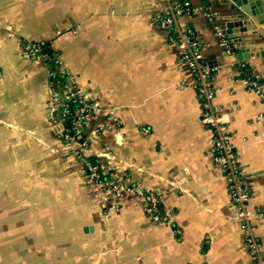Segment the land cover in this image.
Listing matches in <instances>:
<instances>
[{
  "label": "crops",
  "instance_id": "crops-1",
  "mask_svg": "<svg viewBox=\"0 0 264 264\" xmlns=\"http://www.w3.org/2000/svg\"><path fill=\"white\" fill-rule=\"evenodd\" d=\"M191 1L195 10L181 22L194 27L214 67L215 102L260 213L264 250V86L248 87L239 52L217 31L236 3ZM166 5L0 0V264H257L214 161L193 75L157 23ZM240 20L245 62L264 79V22ZM24 40L49 42L73 87L98 102L89 125L99 132L85 156L160 193L174 226L155 220L138 190L112 197L87 177L48 108V65L24 53Z\"/></svg>",
  "mask_w": 264,
  "mask_h": 264
},
{
  "label": "built area",
  "instance_id": "built-area-1",
  "mask_svg": "<svg viewBox=\"0 0 264 264\" xmlns=\"http://www.w3.org/2000/svg\"><path fill=\"white\" fill-rule=\"evenodd\" d=\"M195 6L191 0H167L162 13L157 16L160 28L169 33L173 43L178 44L181 50L180 63L193 75L194 88L201 104V119L213 132V157L216 165L225 170L229 180V192L237 216L241 219L242 227L246 232V244L249 252L257 264H264V250L259 239L255 219L256 212L251 205V194L245 181L239 157L232 141V131L223 119L222 110L216 104V87L214 85V67L204 57L203 44L198 33L190 24H183L181 18L193 13ZM222 36V35H221ZM227 42L229 51H233ZM45 41L24 40V53L32 59L45 60L51 76L58 72L63 73L65 81L50 80L48 108L54 120L65 126L62 136L73 148V154L83 160L84 171L87 177L110 196L120 195L128 190H138L143 205L152 213L155 220L174 226L171 211L163 205L162 195L154 190L142 187L133 180H126L123 175L105 167L98 158L85 156L84 151L90 146L92 139L99 132L91 130L90 122L99 111L98 102L92 100L90 95L80 88L72 85V75L62 70L60 56L49 54L43 50ZM53 59L57 67L53 66ZM52 78V77H51ZM249 88L261 90L258 81L250 77L244 78ZM63 94L74 97L79 106L71 110L68 103L62 99ZM69 117H72L69 120ZM56 118V119H55ZM55 121V122H56ZM109 176L103 177V174Z\"/></svg>",
  "mask_w": 264,
  "mask_h": 264
},
{
  "label": "water",
  "instance_id": "water-1",
  "mask_svg": "<svg viewBox=\"0 0 264 264\" xmlns=\"http://www.w3.org/2000/svg\"><path fill=\"white\" fill-rule=\"evenodd\" d=\"M226 0L225 2H228ZM236 5L232 6L234 10L232 19H229L225 24H218L217 31L222 35L221 38H224L228 43L234 45L239 52V58L245 62L249 58L250 48L246 46L242 37L238 36V31L247 30V26H244L243 20H240L243 17H254L260 22H264V0H233ZM239 19V20H234ZM221 23V21H220ZM251 55H253L251 53ZM259 84L264 86V79L257 78ZM63 125V124H62ZM64 130V129H63Z\"/></svg>",
  "mask_w": 264,
  "mask_h": 264
},
{
  "label": "trees",
  "instance_id": "trees-1",
  "mask_svg": "<svg viewBox=\"0 0 264 264\" xmlns=\"http://www.w3.org/2000/svg\"><path fill=\"white\" fill-rule=\"evenodd\" d=\"M230 45L232 47L233 52L238 51V49L234 45H232L231 43H230ZM43 50L48 52L51 55H54V52H55V50L52 48L51 44L47 41H45V43L43 44ZM52 63H53L54 68L57 67L54 59H53ZM239 68H240L241 77H243V78L250 77L253 80L258 81L257 77L253 74L252 67L250 64H248L247 62H242L239 65ZM52 79L54 81H59V82L65 81L64 74L60 73V72L56 73ZM62 99L68 103L71 110H74L76 107L79 106L78 101L74 97L63 95ZM71 119H72V117H69V120H71ZM91 157L93 159L97 158L95 156H91ZM107 176H109V173L103 174V177H107Z\"/></svg>",
  "mask_w": 264,
  "mask_h": 264
},
{
  "label": "rangeland",
  "instance_id": "rangeland-1",
  "mask_svg": "<svg viewBox=\"0 0 264 264\" xmlns=\"http://www.w3.org/2000/svg\"><path fill=\"white\" fill-rule=\"evenodd\" d=\"M54 53H56V54H58L56 51L54 52ZM59 55V54H58ZM41 60V59H40ZM43 61H45V60H43ZM49 83H50V80H49ZM61 83H63V82H61ZM259 83V82H258ZM255 90V89H254ZM257 91V90H256ZM63 95H65V94H63ZM56 119V118H55ZM56 121V120H55ZM57 122V121H56ZM65 140V139H64ZM85 152V151H84ZM85 154V153H84Z\"/></svg>",
  "mask_w": 264,
  "mask_h": 264
},
{
  "label": "bare ground",
  "instance_id": "bare-ground-1",
  "mask_svg": "<svg viewBox=\"0 0 264 264\" xmlns=\"http://www.w3.org/2000/svg\"><path fill=\"white\" fill-rule=\"evenodd\" d=\"M262 88H263V86H262Z\"/></svg>",
  "mask_w": 264,
  "mask_h": 264
}]
</instances>
